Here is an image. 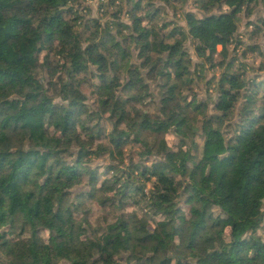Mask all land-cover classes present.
<instances>
[{
  "label": "trees",
  "instance_id": "16d2710c",
  "mask_svg": "<svg viewBox=\"0 0 264 264\" xmlns=\"http://www.w3.org/2000/svg\"><path fill=\"white\" fill-rule=\"evenodd\" d=\"M158 2L166 7L171 0H0V252L6 257L0 264H264V41L244 53L263 57L258 66L239 62L245 44L239 14L247 0H197L204 16L187 13V27L164 22ZM223 5L231 13L211 14ZM92 11L103 22L88 17ZM254 28L251 39L264 37V19ZM89 32L98 35L94 42L85 38ZM188 40L199 72H192ZM43 51L48 56L40 64ZM206 64L224 70L209 82L216 95L209 118V105L188 102L184 91ZM87 74L100 79L92 84L100 108L85 113L86 121L79 77ZM150 81L163 97L155 121L138 109ZM48 85L63 103H54ZM183 108L207 116L197 158L186 148L193 133ZM103 121L110 127L105 133ZM169 132L181 140L175 152L164 141ZM157 134L168 164L148 168L133 158L124 164L125 145L151 155L145 138ZM105 156L110 176L101 179L105 173L93 162ZM85 196L91 205L120 210L141 196L162 219L151 230L134 222L136 214H121L98 236L88 218L75 216L85 212Z\"/></svg>",
  "mask_w": 264,
  "mask_h": 264
},
{
  "label": "rangeland",
  "instance_id": "374dc122",
  "mask_svg": "<svg viewBox=\"0 0 264 264\" xmlns=\"http://www.w3.org/2000/svg\"><path fill=\"white\" fill-rule=\"evenodd\" d=\"M158 4L160 5V7L162 8V12L163 14L161 15V17H163L164 22H170V21H176L177 26H186V21H185V15L187 13H192L194 15H196L198 18H202L204 16V12L201 11L198 8L199 3L197 2V0H171L170 5L164 7L163 4H160L158 2ZM167 5V4H166ZM94 11V10H93ZM91 12V14H87L88 17L90 18H95V19H100L101 22H103L100 18L101 13L100 12ZM232 10H230L227 6L223 5L221 6V8H215L212 10L211 14H219L221 12L224 13H231ZM239 19L241 20L240 26H239V31H238V36L239 38H241V40L245 43L243 46L239 47L237 52H238V57H239V62H243V63H249L253 65L258 66L259 63L263 60V57H259L255 54H252V52H247L245 55V51L247 50V45H253L254 41H264V37L262 35H260L258 37V39H251L250 38V33L252 31L255 30L254 25L258 22V20L260 19H264V4L261 0H253V2L248 1L245 3L242 11L239 14ZM163 22L160 21L159 25L160 30L162 28ZM82 29V28H81ZM171 28H166V30H162L160 33L163 34L166 31L169 32ZM85 32V31H84ZM83 32V33H84ZM86 39H89L88 41H92L94 42L96 40V38L98 37L97 34H93L91 35L90 32L86 33L85 35ZM92 36L91 40L90 37ZM56 47V46H55ZM231 51L234 50L235 48V43H233L231 46ZM185 51L186 54L189 56V58L192 61V72H196V71H200V67H196V64L194 63H201V61L198 59L196 52H195V47H194V42L191 40H188V42L186 43L185 46ZM217 51L220 53L222 51V47L219 46L217 48ZM47 51H43L40 55V64L45 63L46 61V57L48 56ZM50 54V53H49ZM52 55V54H50ZM219 55H216V60H219ZM233 55H229V58L232 57ZM54 59H51V61H53ZM56 63V61L54 62ZM206 68V72L205 74L202 76V78H198L199 73L196 74L195 78L193 79V84L188 85L187 90L185 91V94H187V99L189 100L188 102L193 103L194 101L196 103H203V104H208L209 105V111L206 112L205 115L208 116V118L214 114V110H213V103L212 100H215V93L212 89L213 84H209V82L214 78H219L220 75L223 74L224 70L223 69H215L213 70L211 68L210 64H206L205 65ZM44 76L48 77L49 73L51 72V68H44ZM235 69H238V67H236ZM40 70V69H39ZM240 72H242V70H240ZM43 72L40 70L39 74L41 75ZM94 74H88L87 75H83L80 76L79 78L81 79V83L79 84V88L80 90H82L83 94L85 95V97L87 98L86 102L83 103L82 107L80 108V114L84 113V115L82 116L83 119L86 118V116H88L87 119H85L86 121L89 119V115L85 114V113H92V112H96L99 110V103L97 102L98 97L96 94V86L94 85H99L100 83V79L98 77H93ZM249 75L251 77H253L255 74L253 72H249ZM200 77V76H199ZM58 78V76H57ZM264 79V74L263 77L260 78ZM58 82V81H56ZM50 88V95L54 96L55 98V104L56 103H63L62 98L58 97L56 90H54V88L50 87L49 85L47 86V88ZM180 90L183 89L182 86H180ZM57 91H60L61 89V82H58L56 85ZM57 97V98H56ZM213 97V98H211ZM163 98L162 95L159 92V89L157 87V84L153 81H150V85H149V92H148V96L146 98L143 99V103L141 104V106L138 108L139 111L141 112V114L143 115H147L149 117V119L155 121L158 116L160 115V108L157 105L159 103V99ZM154 101V102H152ZM183 105H185L187 102H182ZM182 105V107H183ZM188 109L183 108V111L185 112V116L188 119V122L190 123V127H192V129L188 130V133H193L192 137H189L186 139V148L189 149V151L191 152V154L193 155V158H197L200 156L201 154V149L203 146V136H202V123L205 121V115L202 114H197L196 112H191V111H187ZM187 111V112H186ZM132 115H134V113H132ZM163 118V117H161ZM106 121H103L102 124L104 126L103 132H108L110 130V127L105 124ZM95 124V122L90 123V126H93ZM101 124V125H102ZM50 129V128H49ZM226 131L228 132L229 135L232 134L231 131H233V128L231 126H229V123L225 126ZM49 133H52L53 131L50 129L48 130ZM164 137V141L166 142L167 146L169 147L170 151L175 152L178 150L179 145L181 143L180 138L172 133H166L163 135ZM163 137L162 135H147L145 140L148 146H150L149 149H151L152 151H154L153 154L151 155H146L145 150H142L140 148V146L136 145L133 146L132 144H128L125 145L124 148V152H125V156L123 158L124 160V164H128L129 160L131 158L134 159L135 162H139L141 163L143 166L148 167V168H154L155 166L159 167V169L161 167H163L164 165L168 164L167 163V157L166 155L161 152L162 150V143H163ZM84 139V138H83ZM103 140V136L97 137L96 138V143H102L101 141ZM144 151V152H143ZM70 159V158H67ZM112 163V161L109 160L108 156H105L104 158H100L96 161L93 162V166L96 168H98L101 173H105L104 175H102L101 179H105L108 178V175L110 176V173L108 171V169H106V167ZM162 165V166H161ZM192 166V164L190 165ZM168 172L170 173V170H168ZM176 179L179 180V177H177ZM140 181H144V178H140ZM185 186H183L184 189ZM151 188H148V190H150ZM83 190L81 189H77L75 190V194L81 193ZM84 193V191H83ZM135 195V194H133ZM85 202H84V207L83 209L85 210V212L83 213H76V219L78 222L82 221V219L88 218V221H90V225L92 226V229L96 230L98 233V236H101L102 234H104V229L105 226L108 225V223L110 224H114L117 222V219L120 217L121 214L123 215H131V214H136L137 217L134 219V222L140 221L142 220L143 222L145 221L148 225V227L153 230L156 226V224L161 221V216H159L158 214H156L153 210H149L146 206L149 205L148 203H145V201L143 200V202L140 200L141 196H134L132 198V202L130 204L125 205L122 210H120V208H118V206H110L107 208H102L99 205H97L96 203L92 204V202L88 201V196L84 198ZM87 200V201H86ZM135 201H141V206H134L133 204L135 203ZM187 199L184 198L183 201H181V209L182 212H184L188 218L189 216V212L191 209V204H189L188 202H186ZM76 203V202H75ZM87 211V212H86ZM144 222V223H145ZM12 227L11 225L8 226V228ZM7 228V229H8ZM17 233H19V230L17 231ZM259 234L264 236V232L263 231H259ZM40 235L41 237L46 240L48 238V231L41 229L40 230ZM19 236H17L15 239H18ZM5 256L0 252V261H4L5 260ZM6 261V260H5Z\"/></svg>",
  "mask_w": 264,
  "mask_h": 264
},
{
  "label": "built area",
  "instance_id": "2783aa9c",
  "mask_svg": "<svg viewBox=\"0 0 264 264\" xmlns=\"http://www.w3.org/2000/svg\"><path fill=\"white\" fill-rule=\"evenodd\" d=\"M102 1H104V0H102Z\"/></svg>",
  "mask_w": 264,
  "mask_h": 264
}]
</instances>
